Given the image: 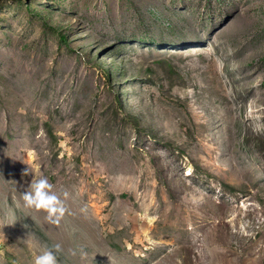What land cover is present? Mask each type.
<instances>
[{
  "label": "rangeland",
  "instance_id": "374dc122",
  "mask_svg": "<svg viewBox=\"0 0 264 264\" xmlns=\"http://www.w3.org/2000/svg\"><path fill=\"white\" fill-rule=\"evenodd\" d=\"M41 174L58 225L12 183ZM0 234V264H264V0H0Z\"/></svg>",
  "mask_w": 264,
  "mask_h": 264
},
{
  "label": "clouds",
  "instance_id": "9594fccd",
  "mask_svg": "<svg viewBox=\"0 0 264 264\" xmlns=\"http://www.w3.org/2000/svg\"><path fill=\"white\" fill-rule=\"evenodd\" d=\"M22 175L29 176L31 173L26 168ZM12 183L16 185L22 206L25 209L46 213V219L50 223L58 225L61 219L68 213L69 210L65 201L69 194L65 191L62 194V199L61 195L57 194L54 190V185L42 174L38 178L32 179L26 188L23 185L18 187L14 181ZM0 237H3V241L5 242L3 234H0ZM62 251L61 244H53L35 258L34 264H59L58 256Z\"/></svg>",
  "mask_w": 264,
  "mask_h": 264
}]
</instances>
